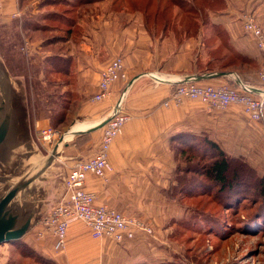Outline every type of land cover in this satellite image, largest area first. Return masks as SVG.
Listing matches in <instances>:
<instances>
[{
  "label": "crops",
  "instance_id": "1",
  "mask_svg": "<svg viewBox=\"0 0 264 264\" xmlns=\"http://www.w3.org/2000/svg\"><path fill=\"white\" fill-rule=\"evenodd\" d=\"M223 1L224 9L207 12L206 20L199 22L197 31L180 44L171 36L150 35L137 18L127 21L125 17L119 21L113 12V16L104 20L80 17L77 31L60 42L57 50H54L56 45L47 46V54L36 58L39 73L33 78L37 77V92L36 86L27 80L30 92L41 95V104L36 107L32 120L34 133L40 134L42 129L53 126L48 115L59 98L69 103L65 121L58 124L61 130H57L62 134L74 126L72 136L61 149V156L50 166L49 175L58 173L60 168L68 173L77 161L95 155L103 132V128L96 127L109 117L121 94H124L123 109L130 119L109 148L108 163L112 172L108 182L88 174L84 185L87 192L95 195L97 204L156 223L164 213L163 207L171 201L167 191L175 185L176 159L184 152V155L193 151L208 152L212 145L225 156L242 159L263 173L264 127L250 121L241 106L209 111L196 100H186L179 107L162 105L177 84L187 81L215 87L237 86L240 81L251 87L254 95L264 91L258 80L259 52L240 22L241 13L251 11L264 30V0ZM24 2L0 0V25L6 27L20 17ZM100 9L97 11L108 12L106 7ZM33 10L39 12V8ZM217 32L221 37L216 36ZM116 56L123 59L128 82L114 83L103 100L92 101L98 91L100 71ZM50 57L65 60L67 69L62 72L63 79L57 78L59 73L54 71L44 72ZM219 73H227V76H214ZM10 75L21 81L19 76ZM53 80L56 82L52 83ZM21 82L31 135L27 90ZM39 109L46 110L44 117L37 116ZM84 125L86 128H82ZM62 191L64 193V188ZM56 193L63 195L60 190ZM20 241L27 243L49 264H133L127 246L92 239L81 222L69 226L67 245L62 252H54L50 238L33 241L32 232Z\"/></svg>",
  "mask_w": 264,
  "mask_h": 264
},
{
  "label": "rangeland",
  "instance_id": "2",
  "mask_svg": "<svg viewBox=\"0 0 264 264\" xmlns=\"http://www.w3.org/2000/svg\"><path fill=\"white\" fill-rule=\"evenodd\" d=\"M49 1L25 0V9L20 17L6 27L0 25V61L8 72H11L10 74L19 75L24 84H28L26 78L30 81V85L34 84L36 92L38 81L37 77L33 78L37 76V72L39 73V60L36 58L47 54L46 47L49 45H56L54 50H57L59 47L57 45L63 42L66 36L65 28L45 20L46 15L51 11L67 13L77 23L82 16L86 17L84 20H90L91 16L98 20L108 19L107 17L113 16V12L116 13L119 21L121 18L125 20L126 17L127 21L137 18L142 22L141 14L135 12L136 10L113 7L116 0H81L84 4L81 6L74 3L77 0H67L68 5L59 7L46 6L45 3ZM87 1L92 3L85 4ZM139 2L140 0H135V3L139 4ZM95 4L100 5L101 9L108 8L110 13L95 7ZM36 8H39L38 13L33 10ZM25 23L28 24L27 27H39L38 31L26 30ZM66 23H69L68 20ZM52 25H58V28H53ZM43 26H46L44 30L41 28ZM76 31L75 28L74 33ZM28 43L36 44L30 46ZM37 49H39L38 54H36ZM30 91L29 88L26 95L31 135L45 157L51 144L42 141L40 134L34 133L32 125V120L36 116V107L41 104V95L35 91L32 94ZM51 127L57 130L61 126ZM184 154L185 152L176 159L178 169L175 178L178 177L179 181L176 182L173 191H167V198L171 201L163 207L164 213L160 214L156 223L135 214L121 212L129 218L138 219L151 230V234L138 233L134 239L119 244L127 246V250L131 252L129 257L133 259L132 263L264 264V201L259 198L257 189L258 180L264 177V172L240 159L256 172L248 173L245 169H241L243 172L240 181L234 183L236 188H232L233 190L226 188L221 191L209 179L198 174L202 172V165L208 161V158L201 160L193 158L190 153ZM66 175L64 169L60 168L58 173L51 175L47 173L44 176L51 178L49 182H39L41 186L49 187L47 196L43 200L44 203L50 199L48 206L43 207L44 215L51 204L63 197L57 195L56 191L63 192ZM106 206L114 209L109 205ZM27 247L28 244L21 241L0 244V264H35L31 255H27L29 251Z\"/></svg>",
  "mask_w": 264,
  "mask_h": 264
},
{
  "label": "built area",
  "instance_id": "3",
  "mask_svg": "<svg viewBox=\"0 0 264 264\" xmlns=\"http://www.w3.org/2000/svg\"><path fill=\"white\" fill-rule=\"evenodd\" d=\"M240 22L244 33L254 42L259 52L261 66L258 80L260 86L264 87V30L251 11L241 13ZM117 82H128L121 56L113 58L100 71L98 91L91 100H103L109 94L111 86ZM252 92V88L243 83L235 87H215L187 81L177 84L162 105L166 108L170 105L179 107L186 100H196L209 111H221L230 105H239L250 121L258 122L264 127V91L256 95ZM123 98L124 94H121L105 120L101 142L95 155L77 161L70 168L63 183V197L50 206L40 223L31 231L33 241L50 238L54 252H62L67 245V230L75 222L83 223L92 239H105L116 244L130 241L138 233L151 234L150 228L138 219L97 204L95 195L87 192L84 186L88 174L101 178L104 183L108 182V176L112 172L108 163L109 148L130 119L123 109ZM40 136L42 141L49 142L52 146L59 139L60 132L47 127L41 130Z\"/></svg>",
  "mask_w": 264,
  "mask_h": 264
},
{
  "label": "water",
  "instance_id": "4",
  "mask_svg": "<svg viewBox=\"0 0 264 264\" xmlns=\"http://www.w3.org/2000/svg\"><path fill=\"white\" fill-rule=\"evenodd\" d=\"M69 134L71 128L43 157L30 135L22 82L0 61V244L20 241L42 220L49 187L39 182L51 180L44 176L52 172L49 168L61 156L64 136Z\"/></svg>",
  "mask_w": 264,
  "mask_h": 264
},
{
  "label": "trees",
  "instance_id": "5",
  "mask_svg": "<svg viewBox=\"0 0 264 264\" xmlns=\"http://www.w3.org/2000/svg\"><path fill=\"white\" fill-rule=\"evenodd\" d=\"M68 2L69 1L67 0H50L45 3V5L59 7L61 5L64 6V4L68 5ZM74 3L79 4V6L84 5L81 0H77ZM91 3L92 2L87 1L85 4ZM136 4L138 3H135V0H116L113 7L132 9V11L136 10L135 12L141 14L143 26L150 35L154 37L171 36L178 44H180L184 38L197 31L199 22L206 20L205 17L207 12L208 14L210 12L215 13L223 10L225 7L223 0H140L139 4ZM59 18H61V20ZM45 20L53 22V24L57 23L65 28L66 36L64 37V40L68 38L71 33H74L77 24V22L74 21L73 18H70V15H67V13H58L56 11H51L46 15ZM66 20H68L69 23H66ZM27 25L28 24L24 26L26 30L38 31L37 28L39 27L31 28L27 27ZM58 25L52 26L53 28H58ZM41 28L44 30L46 26ZM216 36L221 37L220 32H217ZM64 62L65 60L62 57H50L46 60V63L49 65L47 66L45 64L44 72L47 74V70L54 71L59 73L57 78L63 79L62 72L67 69ZM208 65H211V63H208ZM55 82V80L52 81V83ZM25 87L28 88L27 83H25ZM68 103L69 101L60 98L55 101V108L52 109L51 113L48 115L51 119V123H53L55 127L65 121ZM45 111L46 110L39 109L37 116L44 117ZM211 149L212 150L209 149L208 152L193 151L189 153L193 155V158H200L201 160L208 158V161L202 165V172L198 174L209 179L215 186L219 187L221 191L226 188L234 189L236 186L234 183L240 181L244 169L248 173H252L253 171L256 172L242 160L225 156L221 151L216 149L215 145H212ZM178 181L179 178L176 177L175 185ZM258 182L259 185L257 186V189L259 192V198L264 201V177H260ZM175 185L170 189L171 191L175 189ZM189 186L191 187L192 184ZM27 248L29 249L27 255H31L35 264H49L47 260L37 255L32 248Z\"/></svg>",
  "mask_w": 264,
  "mask_h": 264
},
{
  "label": "bare ground",
  "instance_id": "6",
  "mask_svg": "<svg viewBox=\"0 0 264 264\" xmlns=\"http://www.w3.org/2000/svg\"><path fill=\"white\" fill-rule=\"evenodd\" d=\"M73 128H74V126L71 128V132L73 131ZM82 128H86V126L84 125ZM80 129H81V127H80ZM71 136H72L71 134H69V135H65V136H64V140H68L69 137H71Z\"/></svg>",
  "mask_w": 264,
  "mask_h": 264
}]
</instances>
